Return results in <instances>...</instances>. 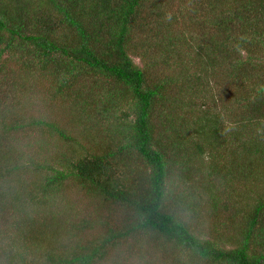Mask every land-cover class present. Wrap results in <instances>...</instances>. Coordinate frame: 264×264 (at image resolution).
<instances>
[{
  "label": "trees",
  "instance_id": "16d2710c",
  "mask_svg": "<svg viewBox=\"0 0 264 264\" xmlns=\"http://www.w3.org/2000/svg\"><path fill=\"white\" fill-rule=\"evenodd\" d=\"M162 1L0 0L6 93L30 85L2 56L16 39L28 48L19 53L20 67L41 63L40 75H54L61 100L71 102L61 112L63 119L69 112V122L60 125L31 102L13 117L0 100V264H113L109 252L137 234L153 243L157 257L144 251L153 264H264V75L254 56L264 55V0H192L181 23L199 26L197 36L176 32L175 17L159 10ZM222 64L230 71L226 82L243 86L232 105L221 107L241 110L230 126L212 111L224 92L207 89L223 80ZM160 69L172 73L153 79L151 71ZM175 106L177 118L159 117ZM237 145V180L257 199L241 216L242 208L228 213L219 183L221 191L209 195L207 223L196 196L181 187L195 183L197 169L182 149L196 164L211 156L209 170L219 181L234 175L216 158ZM62 200L80 218L67 227L50 208ZM197 219L203 237L193 232ZM224 221L230 238L206 231Z\"/></svg>",
  "mask_w": 264,
  "mask_h": 264
},
{
  "label": "rangeland",
  "instance_id": "374dc122",
  "mask_svg": "<svg viewBox=\"0 0 264 264\" xmlns=\"http://www.w3.org/2000/svg\"><path fill=\"white\" fill-rule=\"evenodd\" d=\"M11 3V0H9ZM192 0H185L179 3V0H165L160 2V9L159 10H165L167 11L169 14H171L172 16L175 17L176 19V24L174 25L173 29L176 28V32H181V31H185L189 34H193L195 36L199 35V26L196 27V25H192L191 22H189L187 19H185L187 25L181 23L182 19L181 16L184 15L185 11L188 9L189 5H191ZM181 7L182 8V13L180 12H174L175 9H177V7ZM184 7V8H183ZM157 10V9H155ZM182 14V15H181ZM159 20H161V18H159ZM180 23V24H179ZM153 39V33L151 32L147 38L145 39ZM141 40V39H140ZM201 40V39H200ZM142 41V40H141ZM141 43V42H140ZM13 45L10 46V49L6 48L4 54H2V56L6 57L8 59V63L10 64V66L15 67V68H20V78L23 77L25 78V82L29 83L30 85L28 87H23L18 89V91L15 92H11L13 91L12 87L9 90L10 92L6 93L8 91V89L10 88V85H7L6 82L11 81V79L8 77L9 71L5 72H1L0 76H2V78H7L5 79L4 83L1 86V90H0V100L1 101H6L9 105V107L12 110V115L13 117H20L22 112H23V107H26L27 104H29V102H31V106L35 109V108H39L42 109V111L48 112L50 114V116H52V118L55 120V122L57 124L60 125H64L66 123L69 122V112H67V118L63 119L61 117V112L65 111L66 112V108L70 106L71 102L67 101V102H63L61 100V94L58 92V90L55 88V83H52L53 77L54 75H40V72H42L40 70L41 67V63L38 64H32L31 67H29L28 69L24 68V67H20V63L22 61V58L20 57L19 53L21 54V51L23 50H27V46L19 43L18 40H13ZM153 44L152 41H148L145 42V47L149 46ZM4 43L1 45L3 46ZM148 50V56L149 59H153L154 57V51L152 48L147 49ZM255 56V62L257 66H263L262 68H257V66H255V70L257 69L258 74L260 75H264V55L261 51L255 52L254 54ZM132 58L134 60V62L138 65H142V62L140 61V59L135 56L132 55ZM4 71V70H3ZM23 71H26L23 73ZM193 71V70H192ZM229 69H227L226 64H222L221 67V74L220 76H223V80L220 79V77L215 78V82H213L214 84H218V85H212L209 84L207 89H212L213 93H215V95L217 94L218 91H220V93H222L221 91H223V94H220L218 96L217 99H219V101H217V106L214 107L212 109L213 114L219 113L218 114V121L221 120V125L222 126H230L232 124V121L234 120L235 116H239L240 114V109L237 107L231 108V110L227 111L226 106L227 104L232 105V102L234 100L235 97H238L239 93L242 91H238V90H242L243 86H233L229 83L226 82V76L225 74H229ZM46 73V72H43ZM172 73V71L170 70H165L162 71L160 70H152L150 75L154 78L158 77V76H166L168 74ZM48 74V73H47ZM4 75V77H3ZM27 90V91H26ZM44 90V91H42ZM176 89L174 88H169L167 91H175ZM39 91V93H38ZM2 93H6L5 97L2 95ZM11 94V95H10ZM14 94L15 97H12V95ZM39 94L41 95V100L39 101L36 98V95ZM11 96V97H10ZM200 99L202 95H199ZM220 100H222V103H220ZM74 106V105H73ZM76 106V105H75ZM176 109L173 111L172 115L169 114V112H167L166 110H164L163 114L161 116H159L160 118H166V117H172L174 116L175 118H177L180 115V112H177L178 110H181L179 108H177V106H175ZM221 107H225V108H221ZM183 111H185V115L189 114L187 111H189V109H184ZM205 115L211 118L215 119V115L209 113L207 110H205ZM35 112V111H34ZM191 112V111H189ZM228 112H230V114H227ZM201 114V112H200ZM244 115V114H243ZM255 131L254 129H250L247 130V132H249L247 134V138L246 140L251 136V133ZM36 134H38V132L36 131ZM36 136V135H35ZM34 136V137H35ZM40 136V135H39ZM37 136V137H39ZM36 138V137H35ZM198 141V140H196ZM239 143V141L237 142ZM240 144V143H239ZM234 148L232 149L231 154L228 153V146L224 147L225 148V157L223 158V160H221L220 158H216V162L219 163H223V165L225 166L226 169H231L233 171V175L234 178H231L230 176H224L221 179H218V176L216 174H214L213 172H210L209 167L210 164L212 162V158L211 156L207 155L205 157H203V160L201 162V164H196L194 163V159L195 157L189 152H185V150L182 149V153L188 157L193 164H195L197 166V169L191 174V176L193 178H195V183H188L185 187L181 184V187L185 188L187 191H189L190 193L194 194L196 197L195 199H192L193 202H196L198 211L200 216L202 215L205 220L208 219V213L206 214V210L208 209L209 205H210V201H209V195L211 193H218L221 191V187L218 185L219 183H222L221 186H223L224 189H226V192H224V194L221 195V198L223 202L221 203H229V208H228V213H232L234 212L237 208H242L243 210L240 212L241 216L243 213L247 212L254 204L256 201V194H255V190L252 192V190H249L248 187L246 185H244V182H242L243 180L239 181L237 179L242 177V172L238 169L239 165L237 164V160H233V151H236L237 149H239V145L237 146H233ZM190 149V148H189ZM51 153H46V157L50 158ZM257 157V154H256ZM255 158V157H254ZM48 160V159H46ZM255 163V162H254ZM259 163V162H258ZM230 165H234L235 167L237 166V169H235L234 166H230ZM257 167V166H255ZM259 169H264V167L259 166ZM179 171V170H178ZM220 171H224V169L221 167ZM180 172V171H179ZM188 173V170L184 171V173ZM264 182V180H263ZM72 191L74 189H71ZM70 190V191H71ZM229 190H231V193L229 194ZM233 190V191H232ZM69 191V192H70ZM75 193V192H74ZM72 194L69 195L72 196ZM232 197V200H229L227 197L228 196ZM261 195H264V190L261 191ZM67 201H69V199L67 198ZM51 210L54 211L56 214V211L60 210V213H57V216H59V220L63 223L64 227H67L68 224L71 222V220H75L77 221V219H80L79 216L75 217L74 213H73V206L71 205V203L67 204L65 206L64 201H55L52 205H51ZM46 211V208L44 209ZM90 210V209H89ZM107 212V211H106ZM114 215L115 217H120V212L116 209H114ZM222 216H226V213H221ZM186 219V218H185ZM203 220H196L194 222V224H192V228H193V232L197 235H200L203 237L204 234L200 233V229L201 225H198V223H201L202 225H205L204 223H202ZM208 223V221H207ZM229 221H224L221 222V224L214 226V223L212 225V227L210 229H206V231H211L214 230L216 232H218L220 234V236L224 239L230 238L229 236L231 235V228L229 226ZM89 229V228H88ZM62 233V232H61ZM231 239L233 240V238L231 237ZM153 243H151V241H149L147 238H143L141 235L137 234L134 236H130L127 239L126 243H122L116 246V248L112 249L108 256H109V261L113 260V264H153L154 262L151 260V258H149L148 256L145 255L144 251H149L151 257L158 256V253L155 252L156 249L151 245ZM224 246L227 247L228 246V242L224 243ZM155 249V250H154ZM127 252H130V257L126 258V254ZM112 264V263H110ZM158 264H173L170 262H166L165 261H160Z\"/></svg>",
  "mask_w": 264,
  "mask_h": 264
}]
</instances>
